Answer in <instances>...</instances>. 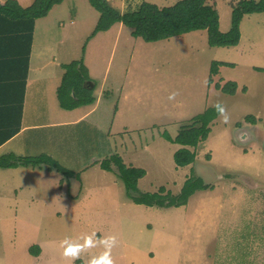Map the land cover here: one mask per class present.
Wrapping results in <instances>:
<instances>
[{
  "label": "rangeland",
  "instance_id": "rangeland-1",
  "mask_svg": "<svg viewBox=\"0 0 264 264\" xmlns=\"http://www.w3.org/2000/svg\"><path fill=\"white\" fill-rule=\"evenodd\" d=\"M20 1L22 8L33 3ZM108 1L126 13L142 2L170 7L180 0ZM239 1L208 0L218 10L223 33L231 29V5ZM66 6L48 42H58L54 53L61 48L70 53H63L62 63L83 61L101 105L89 118L61 127L65 119L50 115L70 111L58 97L42 113L33 103L26 118L38 126L0 151V157L10 151L17 157L49 155L74 173L67 177L47 166L34 172L0 168V264H93L100 258L112 264H264V72L256 70L264 69V12L244 16L238 46L212 48L207 31L147 43L123 24L91 38L99 13L88 0H69ZM71 8L78 11L73 10L74 24ZM45 36L38 30L37 50ZM215 61L232 66L219 67L210 84ZM49 71L55 69L43 73ZM228 82L238 83L235 95L216 88ZM217 104L223 111L196 149V162L177 167L174 154L181 147L164 133L175 139ZM75 112L69 114L80 113ZM116 155L146 171L134 196L161 187L178 195L191 177L211 188L180 208L138 205L117 169L100 166ZM88 237L93 246L86 244ZM109 237L116 240L110 248L104 243ZM68 245H80L81 251L66 256Z\"/></svg>",
  "mask_w": 264,
  "mask_h": 264
},
{
  "label": "trees",
  "instance_id": "trees-1",
  "mask_svg": "<svg viewBox=\"0 0 264 264\" xmlns=\"http://www.w3.org/2000/svg\"><path fill=\"white\" fill-rule=\"evenodd\" d=\"M66 0H35L28 8H22L16 0H0V70L8 68L15 75L1 73L0 77V147L16 136L21 130L24 110V99L29 71V59L32 51L36 21L49 15L51 10ZM100 17L91 38L98 33L109 31L116 24L133 29V35L147 43H155L179 37L185 34L207 31L208 42L212 48H231L240 43V26L244 16L264 12V0H240L232 6V25L227 33L220 30L219 13L208 0H180L170 7H159L142 2L137 11L122 13L115 9L108 0H88ZM5 66V67H4ZM232 66L224 62H213L210 69L209 83L219 74V67ZM65 73L57 90L61 108L68 111L91 106L96 103L94 94L96 86L92 85L89 71L83 61H73L62 66ZM264 72V69L257 68ZM9 71V72H10ZM6 76V77H5ZM216 88L228 95H235L238 83L228 82ZM19 94V95H18ZM223 107L217 104L194 117L191 124L182 127L178 136L173 139L167 132L164 138L181 148L175 152L176 166L184 168L196 162V149L206 142L212 132L211 125L221 115ZM256 124L255 118H246ZM47 165L67 177L70 172L49 155L38 157H17L14 153L0 157L1 169L19 167L38 168ZM104 171L114 172L124 182L128 196L138 205L159 208H180L186 206L197 192L211 187L200 177H191L183 185L180 193L174 195L161 187L156 193H145L134 196L138 184L146 176L141 168L129 167L118 155L101 162Z\"/></svg>",
  "mask_w": 264,
  "mask_h": 264
},
{
  "label": "crops",
  "instance_id": "crops-1",
  "mask_svg": "<svg viewBox=\"0 0 264 264\" xmlns=\"http://www.w3.org/2000/svg\"><path fill=\"white\" fill-rule=\"evenodd\" d=\"M2 1L5 2L7 0H2ZM16 1L19 3V5L20 4L23 5V3L20 0H16ZM68 1L69 0H66L62 4L55 6L51 10V12L49 13V15L47 17H45L43 19H39L36 21L32 51H31L30 59H29L30 60L29 61V71H28V79H27L25 99H24V110H23V115H22V120H21V130L16 136H14L12 139H10L6 143H4L0 147V151H2L3 149H6V147H9L8 145L13 143L19 137H23L27 133V131L30 130L32 127L38 126V125L30 124L29 123L30 121L26 118V114H28V112L30 110L29 108L32 107L31 104L38 103V106H39L38 110L41 113L44 110H47L49 106L51 108L55 107V98L57 99V96H56L57 93L56 92H57L58 86L60 85V82L63 78V75L65 73L62 66L66 65V64H70L73 61H71L70 63H62L60 61L64 52H66L65 53L66 56H69L70 53L67 51H63L62 48L60 50L56 51V53H54L53 47L56 48L58 42L57 41L53 42V43L48 42L49 41L48 31L51 28H55V26H58V24L61 23V20H63V18H64L63 16L68 12V8L66 6ZM32 2L34 3L33 0H32ZM73 10L76 11V13H78V11L76 9H73V8L70 9L69 15L71 18V24H74V22H75L74 20H77V18H78V15L76 13H74ZM99 17H100V15H99ZM98 20H99V18L97 19V23H98ZM60 26H62V24ZM38 30L43 31L46 36L43 38V44L37 50L36 49V46H37L36 40H37ZM33 65H34V67H36V71H34V67L32 68ZM48 68L55 69L56 73L55 72L50 73L51 71H49L48 73H46V72L43 73V71H45ZM57 68H59L60 70L58 71ZM9 71L10 70L8 68H6V67L3 68L2 71L0 70V77H1V73H3V72L8 76L9 75L13 76L16 73L14 71H10V72ZM34 72H35V74H34ZM51 79H52V81H50ZM57 79H58V82L55 81ZM213 79H214V77H213ZM48 80L50 82H48ZM45 89L47 90L46 93L44 92ZM42 95H45V97H42ZM96 99L97 100H96V103L94 105L78 108V109H75V110L70 111V112L65 111L64 112L65 114L63 112H57L55 114H51L50 117L51 118L53 117L56 119H65L64 121H61L58 124L54 123L57 125H61V127H67V125L76 124L83 119L89 118L90 116H92L93 114H95L98 111V109L101 105V100H100L99 96ZM83 109H86V110H83ZM75 111H79L80 113L79 114H69V113H72ZM41 113L38 112L37 115H35V114L31 115L30 114V116H31L30 120L32 119L33 116H35V117L41 116ZM49 125H52V124H45L44 126H49ZM9 153L15 154V152L10 151L7 153L5 152L3 155L9 154ZM44 166H47V165H44ZM42 167L43 166L38 167V168L31 167V171H33V172L38 171ZM47 167L49 168V166H47ZM23 168H25V167H19L16 169H8V170L18 171L19 169H23ZM35 177L36 176H34V178Z\"/></svg>",
  "mask_w": 264,
  "mask_h": 264
},
{
  "label": "clouds",
  "instance_id": "clouds-1",
  "mask_svg": "<svg viewBox=\"0 0 264 264\" xmlns=\"http://www.w3.org/2000/svg\"><path fill=\"white\" fill-rule=\"evenodd\" d=\"M67 243V242H65ZM104 243L106 245H108V247L110 248L111 246H113L115 243H116V240H115V237H109L106 241H104ZM86 244L88 246H93L92 245V238L91 237H88L86 239ZM81 251V246L80 245H68L66 248H65V252L64 254L66 256L68 255H72V256H75L76 254H78L79 252ZM107 255V254H106ZM93 264H112V261L110 258L108 259H104V258H100L98 260H94L93 261Z\"/></svg>",
  "mask_w": 264,
  "mask_h": 264
}]
</instances>
